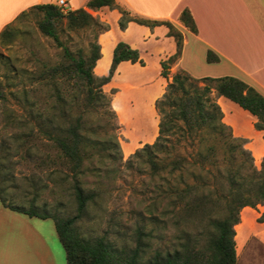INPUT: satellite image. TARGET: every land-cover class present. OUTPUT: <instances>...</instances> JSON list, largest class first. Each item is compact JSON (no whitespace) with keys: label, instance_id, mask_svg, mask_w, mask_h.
<instances>
[{"label":"trees","instance_id":"trees-1","mask_svg":"<svg viewBox=\"0 0 264 264\" xmlns=\"http://www.w3.org/2000/svg\"><path fill=\"white\" fill-rule=\"evenodd\" d=\"M87 7L93 11L103 7L118 9L121 29L132 21L149 27L167 26L169 36L176 41V52L160 64L162 77L169 78L170 66L180 59L183 49V35L170 22L132 18L115 0H90ZM29 11L43 13L39 29L62 52L58 63L40 62L32 73L16 66L11 59L3 63L6 71L0 77V207L30 218L52 219L65 251L66 264H237L235 237L241 210L264 208V158L258 168L245 148L248 140L233 135L212 94L215 92L217 97H225L251 113L256 118L255 129L263 133L264 96L235 77L195 78L185 71L175 74L156 104L161 115L156 142L134 154L150 166L154 176L163 180V185L158 187L162 198L151 204L148 211L153 221L163 225H160L162 230L173 229L171 243L155 247L153 241L161 236L156 230L146 232L142 227L132 238L134 246L128 242L120 244L109 233L87 236L82 233V223L92 219V212L102 211L99 204L102 193L97 188L85 187L86 169L101 173L105 153L113 155V161L122 159L117 156L121 153L117 138L101 136L88 119L91 111L97 113L109 106L103 86L112 80L118 66L122 62L145 66V62L139 50L121 41L114 49L109 73L98 77L95 68L102 58L101 45L92 42L88 54L82 49L74 52L60 40L57 29L64 19L71 31L90 28L98 24L95 17L86 9L64 12L54 4L37 5ZM27 13L23 12L17 19ZM180 21L197 33L189 10L182 12ZM15 35L13 25L7 26L0 34V45L12 43ZM207 61L217 63L220 59L209 51ZM26 79L30 88L25 86ZM64 85L71 86L76 93L68 89L65 94ZM45 89L53 101L50 105L46 103L48 107L41 106L44 103L40 98H31L32 93ZM10 97L23 107V112L7 105ZM195 135L199 137L195 164L159 157L168 153L173 137L192 139ZM46 141L52 144L56 156L42 152L41 145ZM95 155L100 158L97 165L93 164ZM23 161L32 163L43 174L40 176L35 171L31 177L35 192L28 206L17 181V169ZM189 172L190 178H186ZM176 175L180 176V184L171 186L169 179ZM50 185L72 199L75 207L71 215L58 212L65 205L63 201L57 203L59 208L54 213L48 204L38 205L40 192ZM257 221L264 223V211Z\"/></svg>","mask_w":264,"mask_h":264},{"label":"rangeland","instance_id":"rangeland-1","mask_svg":"<svg viewBox=\"0 0 264 264\" xmlns=\"http://www.w3.org/2000/svg\"><path fill=\"white\" fill-rule=\"evenodd\" d=\"M68 7L70 9L69 5ZM90 14L98 22V24L90 28L71 31L67 28V21L65 19L58 23L57 29L60 40L74 52L82 49L88 54L90 44L98 42L101 45V36L110 31V24L106 19H103L97 13ZM42 19L43 13L28 11L26 16L17 19L13 23V27L16 30L14 40L7 46L0 45V77L6 71L3 63L8 59H11L16 66L25 68L27 72L31 73L37 71L40 62L49 64L58 63L62 48L52 38L45 36L41 32L39 22ZM103 54V62L99 65L98 70H95V75L98 77L109 73L108 70L104 74H99L100 68L109 60L107 43L104 44ZM137 64L139 68L144 67L139 63ZM173 65L170 66L169 75L172 73L171 68ZM155 71L154 63L150 62L147 72L154 74ZM174 75L168 81V84L172 82ZM143 77L144 73L138 71V69H129L123 73L118 72V74L115 72L112 80L103 86V90L110 100L109 106L100 108V111L97 113L94 111L90 113L88 123L93 129H98L103 137L113 136L115 139L117 138L121 149V153L117 156H122V159L113 161V155L105 153L106 155L103 159L105 165L102 166L104 168L102 169L103 173L93 170L88 171L86 169V174L84 175L85 187L100 190L102 200L99 201V204H101L102 211L92 212V219L85 220L82 223V233L87 236H102L109 233V236L113 240H118L120 244L128 242L129 245L134 246L132 238L136 230L142 227L146 232L156 230L161 238L164 237L153 241L155 247H164L171 243L174 231L173 229L162 230L161 226L163 225L153 221L152 215L148 211V207L151 204L158 202L159 198H162L161 190L159 191L158 187L159 185H163V180L159 176H154L150 166L141 161L142 159L139 160L137 157H134V154L142 150L146 145L154 144L159 136L161 115L156 108V104L163 98L168 84L161 93H152L147 88L148 86L145 84ZM25 86L27 88L31 87L28 79L25 80ZM64 87L65 94L68 93V89H70V93L76 91L71 89V86L64 85ZM11 90L16 91L17 88H12ZM47 91L48 89H45L36 94L32 93L31 98H40L41 103H44L41 106L48 107L53 101L48 98L50 93H47ZM212 97L219 103L215 92H213ZM46 100L49 102H46ZM7 105L19 113L23 112V107H20L13 97L9 98ZM0 108H2L1 103ZM0 124H2L1 119ZM231 129L233 135L238 137L235 135L232 127ZM198 139L199 137L196 135L192 139H182L180 136L173 137L168 146V151H166L168 153L161 154L159 157L167 161L178 160L184 161L187 164H195L199 148ZM247 140L245 148L251 152L255 165L260 168L263 159H255L250 146V140ZM43 144L44 146L41 145L43 153L56 156V151L50 142L46 141ZM112 154L114 153L112 152ZM220 157L222 158V154ZM99 160L100 158L95 155L93 164L96 163L97 165V161ZM63 168L64 170L68 169L67 167ZM207 168H211V165H207ZM35 171L40 176L43 175L41 173L42 170H36L34 165L27 161H23L17 169V181L21 186L20 195L23 194L27 206L35 192L31 188V177ZM190 173L185 174L186 178H190ZM162 175L165 176L163 173ZM169 183L171 186H178L180 184V176L171 177ZM39 195L37 200L38 205L48 204L51 212L54 213L59 208L57 203L63 201L65 205H63V208L60 207V211L58 212L65 215L73 213L75 205L72 199L64 194V192L56 188L52 189L51 185L49 189L43 190ZM259 207L261 206H258L254 210H259ZM0 227V231L4 234L3 237H0V246L4 249L12 248L19 239L28 240L34 232L42 233L49 239L53 235L57 236L52 219L30 218L24 214L2 207H0ZM258 233L257 237H247L244 241L241 237H238L237 264H264V226L258 229ZM60 246L62 247L61 243Z\"/></svg>","mask_w":264,"mask_h":264},{"label":"crops","instance_id":"crops-1","mask_svg":"<svg viewBox=\"0 0 264 264\" xmlns=\"http://www.w3.org/2000/svg\"><path fill=\"white\" fill-rule=\"evenodd\" d=\"M89 1L68 0L70 10L86 9L92 14H100L110 24V31L101 36L102 58L95 70L103 62L105 43L109 60L100 68L99 74L110 69L114 49L122 41L139 50L146 66L139 68L138 64L122 62L116 73L129 69L142 71L143 80L152 93H161L175 73L185 71L195 78L235 77L264 96V0H115L132 18L170 22L183 35L182 54L171 68L169 79L161 76L160 66L162 60L176 52V41L169 36L167 26L149 27L132 21L121 29L118 9L103 7L98 11L89 10ZM56 2L0 0V34L7 26L13 25L23 12L37 5H56ZM186 9L195 20L197 33L188 30L180 21ZM209 51L215 53L220 61L209 63ZM150 62L155 65L154 74L147 72ZM218 102L224 112L225 123L233 128L236 136L250 140L256 160L263 159L264 133L255 129L256 118L225 97H218ZM263 211V207L259 210L246 207L241 211V222L236 226L237 250L238 237L243 241L247 237H257L258 229L264 226L257 222ZM3 236L0 231V237ZM57 237L53 235L49 239L42 233L34 232L28 240L19 239L10 249L0 246V264H66L65 251Z\"/></svg>","mask_w":264,"mask_h":264},{"label":"built area","instance_id":"built-area-1","mask_svg":"<svg viewBox=\"0 0 264 264\" xmlns=\"http://www.w3.org/2000/svg\"><path fill=\"white\" fill-rule=\"evenodd\" d=\"M68 5H69L68 0H57L56 2V6L61 8V10H63L64 12H67L70 10Z\"/></svg>","mask_w":264,"mask_h":264}]
</instances>
